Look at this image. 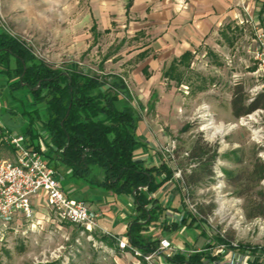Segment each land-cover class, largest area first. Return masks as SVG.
Listing matches in <instances>:
<instances>
[{"label":"rangeland","instance_id":"rangeland-1","mask_svg":"<svg viewBox=\"0 0 264 264\" xmlns=\"http://www.w3.org/2000/svg\"><path fill=\"white\" fill-rule=\"evenodd\" d=\"M252 17L264 31V16L260 20L252 13ZM88 25L87 0H0V29L24 42L48 66L65 68L75 63L89 73L114 72L115 67L103 69L99 62L110 52L105 48L111 38L99 39L100 46L92 44ZM244 26L246 33L236 51L222 49V60H195L193 74H184L177 85H168L165 95L153 96L152 102L161 99L168 113L156 118L155 112H142L138 117L159 121L157 152L174 172L168 186H174L172 193L179 195L184 215L196 218L199 226H186L172 238L187 241L188 255L202 251L210 242L216 246V240L222 238L229 250L248 253L251 260L258 256L264 264V216L259 214L264 211V177L259 179L254 171L264 173V115L251 113L241 117L242 121L228 115L235 85L243 88L245 103L264 89L254 59L253 32L247 23ZM201 91L203 97H195ZM173 92L174 100L169 103ZM7 97L12 106L2 104L0 96V127L21 133L29 124L21 112L32 108L28 91L20 89ZM187 104L189 119L184 113ZM12 111L16 114H9ZM39 121L33 123L32 131L43 135L45 129ZM196 143L205 145L208 157L216 154L212 163L206 157L200 161L188 158ZM8 153L9 148L0 149V157ZM48 164L56 171L59 168L55 160ZM203 169H209L211 175L202 176ZM194 172L202 176L198 182L188 177ZM187 203L193 205L194 212ZM33 210L31 219L16 215L7 223L0 222V264H147L138 263L131 252L119 250L107 236L89 234L77 224L58 220L44 204ZM163 233L157 230L155 240ZM155 262L169 264L165 259Z\"/></svg>","mask_w":264,"mask_h":264},{"label":"trees","instance_id":"trees-1","mask_svg":"<svg viewBox=\"0 0 264 264\" xmlns=\"http://www.w3.org/2000/svg\"><path fill=\"white\" fill-rule=\"evenodd\" d=\"M179 63L187 67L188 60ZM102 68V66L100 67ZM102 71V70H101ZM102 73V72H101ZM171 65L164 77L171 76L176 83L181 81V72L174 74ZM25 89L29 94L31 110L23 108L21 116L29 124L23 128V134L29 146L38 137L32 131V125L39 121V112L43 114L41 125L48 133L49 160L60 162L71 170L72 176L112 191L117 195L132 196L135 203L136 218L128 230L129 245L148 254L157 250L159 240H151L141 235L149 225L155 224L162 214V207L150 196L165 183L172 180L174 172L166 164L145 166L134 159V149L138 144V112L132 105V96L125 81L113 74H97L80 70L77 64L65 68H52L34 56L31 49L19 39L0 29V96L2 104L11 102L7 94ZM7 93V94H6ZM231 113L239 119L257 110L264 111V91L255 94L249 103H245L243 88L235 85L230 102ZM9 114H16L12 111ZM205 145L196 143L189 155L190 160L213 162L216 154L207 156ZM259 179L264 173L254 169ZM98 172L100 175H96ZM202 176H210V170L203 169ZM201 175L188 176L192 182H198ZM146 190L143 191L142 188ZM264 216V211L259 212ZM183 224L198 229L196 218L186 215L180 224L172 223L164 227L165 231L176 230ZM216 242L224 243L218 238ZM214 243L205 245L202 251L177 253L170 258L169 264H204L220 260L214 254ZM129 252V250H125ZM203 258V259H202ZM249 264H262L258 256Z\"/></svg>","mask_w":264,"mask_h":264},{"label":"crops","instance_id":"crops-1","mask_svg":"<svg viewBox=\"0 0 264 264\" xmlns=\"http://www.w3.org/2000/svg\"><path fill=\"white\" fill-rule=\"evenodd\" d=\"M245 3L251 8V15L253 13L262 20L264 0H245ZM87 16L92 44L100 46L99 39L111 38L105 48L110 52L99 61L100 66L103 69L115 67V71L109 74L126 81L135 110L140 114L155 112L156 118L163 112L168 113V108H163L161 99L152 102L153 96L159 93L163 96L168 85H177L171 76L164 77L171 65L174 66L173 76L177 72H181L182 77L193 74L195 60H222L219 58L221 50L227 48L236 51L241 37L244 38L246 33L245 15L235 0H87ZM180 60H188L187 67L179 63ZM99 72L105 74L103 70ZM183 87H186L185 84ZM204 93L198 92L195 97L202 98ZM174 96L175 92L168 96L169 103ZM188 104L184 108L187 119L190 112ZM228 115L233 118L230 106ZM156 118L141 117L136 130L138 144L134 149V159L148 167L167 163L157 152L156 138L160 123ZM48 138L45 131L43 135L38 134L32 143L36 147H49ZM10 152L6 157L12 155ZM56 165L59 167L57 176L65 183V189L60 183L61 188L68 197L82 200L91 210L99 212V225L115 238L129 240L130 223L138 214L133 197L117 195L73 177L70 169L60 162ZM95 174L100 175L98 172ZM168 183L150 196L163 209L156 223L141 232L151 240L157 238V230L163 233L165 226L172 223L179 225L185 216L179 195L172 193L174 186H168ZM42 204L46 206L44 194L32 199L33 207ZM185 229L187 227L183 224L176 230L166 231L161 239L168 238L174 247L185 250L187 241L172 238L174 233ZM111 239L116 245V240Z\"/></svg>","mask_w":264,"mask_h":264},{"label":"built area","instance_id":"built-area-1","mask_svg":"<svg viewBox=\"0 0 264 264\" xmlns=\"http://www.w3.org/2000/svg\"><path fill=\"white\" fill-rule=\"evenodd\" d=\"M235 1L245 15L244 21L253 32L254 59L257 61L258 71L263 79L262 87H264V31L257 26L245 0ZM258 113L264 115L262 110L254 112V114ZM243 119L240 118V121ZM173 147L171 143V148ZM2 148H9L12 155L6 158L0 157V222L7 223L16 215L31 219L34 216L32 199L44 194L46 206L58 220L77 224L89 234H101L113 238L116 240L117 248L121 251L129 250L138 263L144 261L147 264H156L155 261L169 260L174 254L186 253V250L174 247L168 238L160 239L157 250L148 254H142L139 250L131 248L128 240L115 238L99 225V212L91 210L82 200L69 198L63 191L56 170L48 164L50 147H31L23 134L8 132L1 126L0 149ZM164 151L169 152V149L164 148ZM142 190L145 191L146 188L143 187ZM187 204L194 212L193 205ZM213 249L214 254L221 258L212 264H249L251 262L248 253L233 252L229 250L227 244L219 243Z\"/></svg>","mask_w":264,"mask_h":264}]
</instances>
